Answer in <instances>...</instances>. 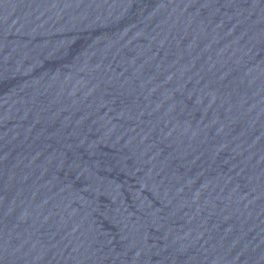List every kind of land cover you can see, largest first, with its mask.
Instances as JSON below:
<instances>
[{
	"label": "water",
	"instance_id": "1",
	"mask_svg": "<svg viewBox=\"0 0 264 264\" xmlns=\"http://www.w3.org/2000/svg\"><path fill=\"white\" fill-rule=\"evenodd\" d=\"M0 264H264V0H0Z\"/></svg>",
	"mask_w": 264,
	"mask_h": 264
}]
</instances>
